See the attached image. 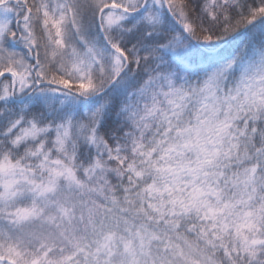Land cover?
<instances>
[{
  "label": "snow or ice",
  "instance_id": "obj_1",
  "mask_svg": "<svg viewBox=\"0 0 264 264\" xmlns=\"http://www.w3.org/2000/svg\"><path fill=\"white\" fill-rule=\"evenodd\" d=\"M0 264H264V0H0Z\"/></svg>",
  "mask_w": 264,
  "mask_h": 264
}]
</instances>
